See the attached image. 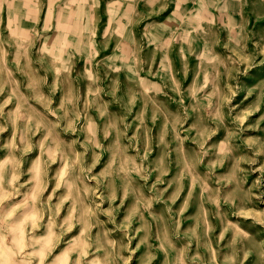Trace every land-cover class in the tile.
Segmentation results:
<instances>
[{
	"label": "rangeland",
	"instance_id": "374dc122",
	"mask_svg": "<svg viewBox=\"0 0 264 264\" xmlns=\"http://www.w3.org/2000/svg\"><path fill=\"white\" fill-rule=\"evenodd\" d=\"M36 4L0 0V264H264V2L166 40Z\"/></svg>",
	"mask_w": 264,
	"mask_h": 264
},
{
	"label": "crops",
	"instance_id": "0c3cea01",
	"mask_svg": "<svg viewBox=\"0 0 264 264\" xmlns=\"http://www.w3.org/2000/svg\"><path fill=\"white\" fill-rule=\"evenodd\" d=\"M36 8L95 9L98 24L111 30L117 40H136V34L158 35L171 39L173 34L200 32L207 26L226 22L238 29L263 23L264 0H36ZM41 3V4H40ZM67 3V4H64ZM68 3H76L74 5ZM244 29V28H243ZM128 34L130 39L123 35Z\"/></svg>",
	"mask_w": 264,
	"mask_h": 264
}]
</instances>
